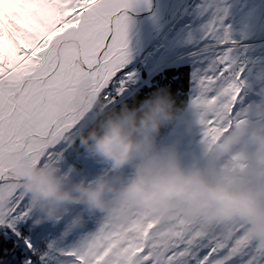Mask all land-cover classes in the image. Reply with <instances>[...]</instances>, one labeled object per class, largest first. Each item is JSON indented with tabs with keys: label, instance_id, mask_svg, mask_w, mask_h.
<instances>
[{
	"label": "snow or ice",
	"instance_id": "obj_1",
	"mask_svg": "<svg viewBox=\"0 0 264 264\" xmlns=\"http://www.w3.org/2000/svg\"><path fill=\"white\" fill-rule=\"evenodd\" d=\"M147 3L0 0V264H264V245L245 228L209 227L183 213L163 220L141 213L126 225L101 215L75 243L67 232L40 244L32 238L40 223L5 157L61 165L71 135L131 79V14ZM226 16L216 9L197 45L191 107L200 143L264 120V83L251 85Z\"/></svg>",
	"mask_w": 264,
	"mask_h": 264
},
{
	"label": "clouds",
	"instance_id": "obj_2",
	"mask_svg": "<svg viewBox=\"0 0 264 264\" xmlns=\"http://www.w3.org/2000/svg\"><path fill=\"white\" fill-rule=\"evenodd\" d=\"M174 118V101L163 90L118 111L101 107L71 135L101 165L91 179L74 166L65 170L16 152L4 163L20 178L40 224L64 221L75 230L86 226V213L125 225L141 213L157 220L183 213L209 227L245 228L264 245V120L199 142L198 158L185 162L174 145L159 142Z\"/></svg>",
	"mask_w": 264,
	"mask_h": 264
},
{
	"label": "rangeland",
	"instance_id": "obj_3",
	"mask_svg": "<svg viewBox=\"0 0 264 264\" xmlns=\"http://www.w3.org/2000/svg\"><path fill=\"white\" fill-rule=\"evenodd\" d=\"M186 1L176 2L175 9L184 8L183 13L186 11L187 21L177 24L179 18L177 15L170 26L169 34H142L146 39L144 38L141 42V51L138 52L136 47L139 35L136 32L140 25L129 33V38L134 41V45H130L131 41H129L130 63L127 68H130L137 58L140 61L128 70L132 73L131 79L126 81L124 91L116 97L115 103L129 97L143 83H148L167 68L186 66L189 70V93L186 108L172 124L170 134L165 138L162 137V144L174 145L185 162H191L196 160L200 154L198 127L191 100L194 94L192 73L199 66L197 45L202 28L216 9H227L224 23L230 28V36L235 41L236 54L242 61L249 64L252 70L250 83L253 87H258L264 83V0H188V3ZM160 4H164V0H148L147 4H142L131 14V18H136L138 22L142 19L141 22H143L147 13L154 7H159ZM135 35L137 36L134 37ZM161 90L164 91V88L158 91ZM95 118L96 113L89 116L80 127L90 125ZM78 143L77 141L76 144L71 143L67 146L61 166L65 170L74 166L78 175H85L91 179L100 170L101 165L83 148L78 147ZM100 216V214L86 213V226L75 230L70 229L64 221L44 222L31 229L32 238L35 243L40 244L45 238L67 232V241L75 243L81 234L95 226L94 220Z\"/></svg>",
	"mask_w": 264,
	"mask_h": 264
},
{
	"label": "trees",
	"instance_id": "obj_4",
	"mask_svg": "<svg viewBox=\"0 0 264 264\" xmlns=\"http://www.w3.org/2000/svg\"><path fill=\"white\" fill-rule=\"evenodd\" d=\"M188 76L189 70L186 66H172V68H167L163 73L157 75L148 83H143L137 91L129 97L117 101L114 105L112 104L106 111H118L124 105L129 107L136 106L144 99L156 93L160 88H164V91L169 93L174 101L175 118L170 124L161 129L159 142L162 144V137L165 138L170 134L169 132L172 128V124L175 123V121L181 116V112L186 108L189 93ZM16 247L17 245L14 242L9 251H14Z\"/></svg>",
	"mask_w": 264,
	"mask_h": 264
},
{
	"label": "flooded vegetation",
	"instance_id": "obj_5",
	"mask_svg": "<svg viewBox=\"0 0 264 264\" xmlns=\"http://www.w3.org/2000/svg\"><path fill=\"white\" fill-rule=\"evenodd\" d=\"M186 3H188V0L186 1ZM157 4H159V3H157ZM173 6H174V8H173ZM173 6L170 8V13L172 15V19L170 20V22L168 24V27L165 31V34H169L170 26L175 21L177 15H179V18L177 20V24L186 22V19H185L186 11H185V13H183L184 8L183 9L182 8L175 9V5H173ZM155 8L157 9L158 6L151 9L150 14L146 15L145 19H143V22H141L139 29L136 32L137 34H155L154 31L167 22V15L166 14H160V15L156 16V21H162V23H159L158 25H154V26L150 27L149 29H146L147 21L149 20L150 15L156 10Z\"/></svg>",
	"mask_w": 264,
	"mask_h": 264
},
{
	"label": "water",
	"instance_id": "obj_6",
	"mask_svg": "<svg viewBox=\"0 0 264 264\" xmlns=\"http://www.w3.org/2000/svg\"><path fill=\"white\" fill-rule=\"evenodd\" d=\"M178 1L179 0H164V4H162V5L160 4V6L150 15L149 20L147 21L146 29H149L150 27H152L154 25H158L159 23H162V21H156V16H158L160 14H166L167 15V22L154 31L155 34H159V33L165 34V31L168 27V24H169L170 20L172 19V15L170 13V8L173 5H176L178 3ZM142 38L143 37L140 36L138 41H137V48L138 49L141 46ZM139 51L140 50H138V52ZM138 62H139V58H137V60H135L134 64H132L131 67H134ZM130 68H126V71H128Z\"/></svg>",
	"mask_w": 264,
	"mask_h": 264
},
{
	"label": "crops",
	"instance_id": "obj_7",
	"mask_svg": "<svg viewBox=\"0 0 264 264\" xmlns=\"http://www.w3.org/2000/svg\"><path fill=\"white\" fill-rule=\"evenodd\" d=\"M187 14V13H186ZM132 19V18H131ZM134 19V20H133ZM131 21V23H130V25H132L131 27H129V29L130 28H134V29H130L129 30V33L131 32V31H133V30H135L136 28H137V26H139L140 25V23H141V21H142V19L141 20H139V22H138V20H136V18H133ZM186 21H187V19H186Z\"/></svg>",
	"mask_w": 264,
	"mask_h": 264
},
{
	"label": "bare ground",
	"instance_id": "obj_8",
	"mask_svg": "<svg viewBox=\"0 0 264 264\" xmlns=\"http://www.w3.org/2000/svg\"><path fill=\"white\" fill-rule=\"evenodd\" d=\"M184 7H185V6H184ZM148 14H150V11L147 13V15H148ZM136 36H137V35H135L134 37H136ZM140 36L143 37L142 40H144L145 36H142V34H139V35H138V39H139ZM138 39H137V41H138ZM145 39H146V38H145ZM129 41H131L130 45H134V41L131 40V38H129ZM136 47H137V46H136ZM138 50L141 51L142 48L140 47ZM139 61H140V60H139ZM113 105H114V104H113Z\"/></svg>",
	"mask_w": 264,
	"mask_h": 264
}]
</instances>
